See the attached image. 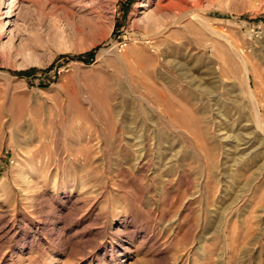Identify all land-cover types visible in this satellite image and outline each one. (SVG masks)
<instances>
[{
    "label": "rangeland",
    "instance_id": "obj_1",
    "mask_svg": "<svg viewBox=\"0 0 264 264\" xmlns=\"http://www.w3.org/2000/svg\"><path fill=\"white\" fill-rule=\"evenodd\" d=\"M0 264H264V0H0Z\"/></svg>",
    "mask_w": 264,
    "mask_h": 264
},
{
    "label": "bare ground",
    "instance_id": "obj_2",
    "mask_svg": "<svg viewBox=\"0 0 264 264\" xmlns=\"http://www.w3.org/2000/svg\"><path fill=\"white\" fill-rule=\"evenodd\" d=\"M243 61V60H242ZM244 63V62H243ZM262 111V110H261ZM255 118H256V124L258 125V124H260L261 125V123L263 122V120H262V118H261V114H260V111H259V109H257V111H256V115H255ZM259 126V125H258ZM236 141V140H235ZM237 145V144H236ZM238 146V145H237ZM236 149V148H235Z\"/></svg>",
    "mask_w": 264,
    "mask_h": 264
}]
</instances>
